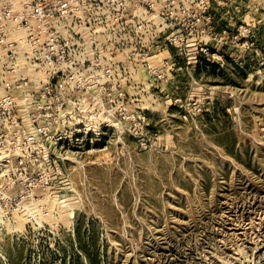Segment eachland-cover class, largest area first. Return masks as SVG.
Listing matches in <instances>:
<instances>
[{
	"label": "rangeland",
	"instance_id": "rangeland-1",
	"mask_svg": "<svg viewBox=\"0 0 264 264\" xmlns=\"http://www.w3.org/2000/svg\"><path fill=\"white\" fill-rule=\"evenodd\" d=\"M36 1L0 0V264H264V4L176 44L161 0Z\"/></svg>",
	"mask_w": 264,
	"mask_h": 264
},
{
	"label": "built area",
	"instance_id": "built-area-1",
	"mask_svg": "<svg viewBox=\"0 0 264 264\" xmlns=\"http://www.w3.org/2000/svg\"><path fill=\"white\" fill-rule=\"evenodd\" d=\"M92 6L94 7V10H101L102 8H106L109 13V18L111 21H130L134 20V16L132 12L129 11V6L135 1V0H92ZM80 2V1H79ZM162 9L167 12V19L170 21L173 26H177L180 28V39L175 40V43H184L185 37H195L199 34H208L210 30V15L209 11L211 9V5H239V2L241 5H255V4H264V0H161ZM136 4V2H135ZM158 3L154 0H138V7L144 6L146 8H149L151 11H153V8ZM63 8L68 9V3L65 2L63 5ZM32 14L45 21H47L50 18V12L48 6H45L42 1L37 0L34 5L31 6ZM64 14V11L62 12ZM13 17L10 12L6 14V18ZM139 29H142L144 31L146 29V26L141 24L139 22ZM111 33H115L114 29L110 28ZM187 35V36H185ZM51 43L48 42L49 45V51L53 50L55 48V44L52 46ZM62 47V46H61ZM68 47H62V52L64 56L62 57V61H58V64L65 63V54L67 53ZM203 52H208L207 48L201 49ZM56 65V67H57ZM57 72H54L56 74ZM54 74H52L49 77L50 83L52 80L56 79ZM58 84H61L60 80L57 81ZM49 83V82H48ZM1 109L3 110L5 115H10L14 108V98L12 94L8 93L5 96H3L0 104ZM40 133H47L50 132V129L48 128H39L38 130Z\"/></svg>",
	"mask_w": 264,
	"mask_h": 264
}]
</instances>
